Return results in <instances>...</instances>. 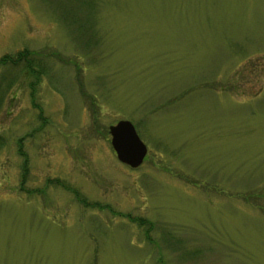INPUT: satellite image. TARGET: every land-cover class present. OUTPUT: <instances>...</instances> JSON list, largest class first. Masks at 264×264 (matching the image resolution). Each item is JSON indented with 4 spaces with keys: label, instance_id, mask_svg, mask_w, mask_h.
Segmentation results:
<instances>
[{
    "label": "rangeland",
    "instance_id": "1",
    "mask_svg": "<svg viewBox=\"0 0 264 264\" xmlns=\"http://www.w3.org/2000/svg\"><path fill=\"white\" fill-rule=\"evenodd\" d=\"M19 49L43 68L0 65V264H264V0H0Z\"/></svg>",
    "mask_w": 264,
    "mask_h": 264
},
{
    "label": "water",
    "instance_id": "2",
    "mask_svg": "<svg viewBox=\"0 0 264 264\" xmlns=\"http://www.w3.org/2000/svg\"><path fill=\"white\" fill-rule=\"evenodd\" d=\"M109 133L117 158L132 167L138 166L147 147L137 134L134 124L128 119H119L109 125Z\"/></svg>",
    "mask_w": 264,
    "mask_h": 264
},
{
    "label": "trees",
    "instance_id": "3",
    "mask_svg": "<svg viewBox=\"0 0 264 264\" xmlns=\"http://www.w3.org/2000/svg\"><path fill=\"white\" fill-rule=\"evenodd\" d=\"M28 50L27 49H19L16 52H5L2 55H0V65H4L8 62L10 63H20L23 60H25L24 62V68L26 69V71H29L30 73L33 74V76H35L36 78H38V72H42V68L43 66L40 64V61H36L33 62V59L31 57L28 58ZM43 64V63H42ZM40 66V67H39ZM37 67H39V69H37ZM37 69V70H36ZM18 143H20V141L18 140ZM84 200V199H83ZM85 205L91 204L89 203L86 199L84 200Z\"/></svg>",
    "mask_w": 264,
    "mask_h": 264
}]
</instances>
